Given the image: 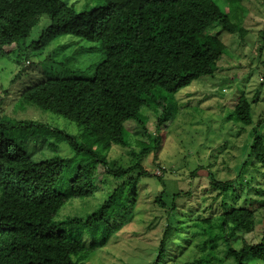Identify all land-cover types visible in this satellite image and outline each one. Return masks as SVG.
<instances>
[{"label": "trees", "instance_id": "obj_1", "mask_svg": "<svg viewBox=\"0 0 264 264\" xmlns=\"http://www.w3.org/2000/svg\"><path fill=\"white\" fill-rule=\"evenodd\" d=\"M225 1L229 5L218 4L217 0H97L96 4L78 10L68 0H0V58L8 57L19 66L11 81L27 67L29 59H22L23 54L30 50L41 52L65 34L96 43L90 48L104 54L99 62L86 68L90 69L87 76L45 78L24 88L15 101L21 107L34 105L73 121L83 129L81 141L71 133L50 129L47 123L37 119L16 118L0 110V264H83L81 256L86 247L68 233L66 226L112 233L110 218L123 208L129 193L136 196L140 180L153 174L138 162L109 166L106 156L96 152L93 145L98 142L101 149L106 150L114 144L131 147L130 140L134 138L127 123L134 122L146 129L148 118L141 111L148 105L146 97L153 98L156 93L175 94L194 79L215 75L221 68L218 56L223 46L221 39L206 29L211 24H219L225 31L234 32L236 26L230 21L226 8L240 5L239 0ZM42 15L48 22L36 40L27 42L31 29ZM9 45L14 46L6 49ZM82 49L83 46L78 45L63 59L77 55ZM53 55L54 50L39 62L50 61ZM61 62L64 61L58 63ZM261 65V74H264V61ZM251 103L242 92L229 107L228 118L250 124ZM164 107L166 109V105ZM165 115V112L159 115L161 121ZM45 127L66 141L74 155L35 161L11 137L15 131ZM160 143L155 139L152 146L141 145L148 152L157 150ZM79 155L92 161L73 168V160ZM247 156L233 178L221 181L207 174L211 184L223 195L221 213L214 218L193 221L188 228L181 223L166 227L151 264L163 263L171 227L179 226L200 239L201 263L225 264V259L230 260V264L264 262V213L259 221V240L250 242L241 235L240 245L235 247L239 231L253 230L256 208L247 202L252 198L243 197L242 204L236 203L237 197L234 203L224 199L242 188L253 187L244 172L251 158L254 167L264 168L263 135L254 134ZM99 163L103 166L101 174L108 173L123 180L116 183L99 207L86 217L68 216L56 220L55 214L68 198L94 192ZM69 171L72 175L66 182ZM155 178L160 187L154 203L170 214L176 209V202L183 198L184 191L169 194L162 177ZM259 189L264 187L259 186ZM220 245L224 256L218 254Z\"/></svg>", "mask_w": 264, "mask_h": 264}, {"label": "rangeland", "instance_id": "obj_2", "mask_svg": "<svg viewBox=\"0 0 264 264\" xmlns=\"http://www.w3.org/2000/svg\"><path fill=\"white\" fill-rule=\"evenodd\" d=\"M217 1L218 4L229 5L225 0ZM68 2L74 3L75 9L79 10L96 4L97 0ZM239 3L233 9L226 8L230 21L236 26L234 32L225 31L219 24H211L206 29L209 34L219 37L223 46L218 56L221 68L213 77L194 79L175 94L156 93L153 98L146 97L148 105L141 109L148 118L146 129L134 122L127 123L129 133L134 138L130 140V149L114 144L106 150L101 149L98 142L94 143V150L106 156L109 166L138 162L153 175L140 180L136 196L129 193L123 208L110 218L113 231L109 235L106 230L94 233L75 225L66 226L68 233L86 247V252L81 256L83 264H151L166 227H175L180 223L187 227L193 221L214 218L223 210V195L220 189L211 184L207 174L221 181L233 178L248 158V146L254 134L264 136V120L260 121L264 118V74H261L264 61V0H239ZM47 22L48 19L42 15L31 29L27 42L36 40ZM93 43L65 34L41 52L30 50L22 55V59L28 57L31 64L26 61L27 67L14 81L11 80L19 71V66L8 57H1L0 110L16 118L37 119L47 123L50 129L71 133L81 141L83 129L73 121L34 105L21 107L15 101L24 88L45 78L87 76L90 69L86 68L104 57L100 50L90 48ZM78 45H82L83 49L64 60L65 55L72 54ZM13 46L9 45L6 49ZM53 50L52 60L39 62ZM62 60L64 62L58 63ZM242 92L252 101V121L248 125L228 118L229 107ZM163 112L166 118L161 121L159 115ZM49 128L15 131L11 137L35 161L57 155L73 156L72 148ZM155 139L161 142L159 148L145 152L143 146H152ZM131 149L134 151L131 152ZM249 160L244 177L251 179L253 187L242 188L224 198L228 203H234L237 197L238 204H242L243 197L252 198L247 202L256 208L253 230L239 231L235 247L240 245L241 235L250 242L260 238L264 189L260 190L259 186L264 187V168L259 167L261 172L251 164L253 159ZM91 161V158L79 155L73 160L72 167ZM102 168L100 163L97 164L94 192L88 196L68 198L55 214L56 220L68 216L86 217L99 207L114 185L123 180L108 173L101 174ZM71 175L69 171L66 182ZM156 176L162 177L169 194L184 191L183 198L176 202V209L170 214L154 203L160 187ZM173 227L162 264H205L200 261L203 251L200 239L186 231L188 227H183L184 230H181V226ZM218 254L224 256L222 245L218 248ZM253 261L264 264L260 260ZM224 263L230 264V260L225 259Z\"/></svg>", "mask_w": 264, "mask_h": 264}, {"label": "built area", "instance_id": "obj_3", "mask_svg": "<svg viewBox=\"0 0 264 264\" xmlns=\"http://www.w3.org/2000/svg\"><path fill=\"white\" fill-rule=\"evenodd\" d=\"M263 70H264V68H263Z\"/></svg>", "mask_w": 264, "mask_h": 264}]
</instances>
